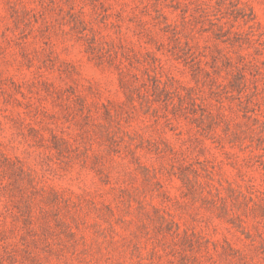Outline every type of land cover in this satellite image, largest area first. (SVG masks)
<instances>
[{"label": "rangeland", "instance_id": "374dc122", "mask_svg": "<svg viewBox=\"0 0 264 264\" xmlns=\"http://www.w3.org/2000/svg\"><path fill=\"white\" fill-rule=\"evenodd\" d=\"M0 264H264V0H0Z\"/></svg>", "mask_w": 264, "mask_h": 264}]
</instances>
